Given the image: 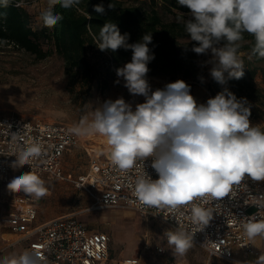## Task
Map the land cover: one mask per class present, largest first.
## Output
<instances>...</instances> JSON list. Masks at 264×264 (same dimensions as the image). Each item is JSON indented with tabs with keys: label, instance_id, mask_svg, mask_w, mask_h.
<instances>
[{
	"label": "clouds",
	"instance_id": "obj_1",
	"mask_svg": "<svg viewBox=\"0 0 264 264\" xmlns=\"http://www.w3.org/2000/svg\"><path fill=\"white\" fill-rule=\"evenodd\" d=\"M81 0H47V7L38 19L44 27H55L63 20L56 12L57 5L64 10L79 7ZM190 11L183 20L184 31L191 42V51L198 55L211 53V77L226 84L224 73L236 80L244 76V61L239 54L244 34L254 38L248 59H264V0H177ZM22 7L23 0H0V8ZM108 9H115L113 3ZM103 15V4L93 5ZM88 20L91 15L84 13ZM184 16V14H182ZM6 13L0 12V17ZM100 51L131 50V61L116 69L123 78L124 87L133 96H143L144 102L132 104L123 97L108 99L91 111L72 131L77 135H99L109 149L112 164L124 174L133 169L142 170L130 185L132 203L146 207L167 208L171 212L192 204V222L196 231L166 230L164 236L174 257H186L193 247V236L203 231L213 219V213L193 203L221 200L243 185L246 178L264 181V130L251 125V105L224 87L214 98L198 104L191 95V86L184 80L167 83L162 89L152 90L147 79L148 64L155 59L148 47L152 34L146 33L140 41L128 43L129 34L121 35L111 20L93 33L91 24L85 25ZM204 83L202 76L198 77ZM115 83L119 84L117 79ZM10 128V126H8ZM43 145L32 141L10 156H15L13 169L29 165L41 156ZM151 159V168L158 179L145 171V161ZM7 189L23 192L39 199L48 194L44 179L35 171L14 177ZM264 207V197L254 200ZM245 236L249 240L264 237V218L256 214L245 218ZM164 249L161 248V251ZM40 252L25 249L19 254L0 257V264H42ZM249 264H264V253Z\"/></svg>",
	"mask_w": 264,
	"mask_h": 264
},
{
	"label": "rangeland",
	"instance_id": "obj_2",
	"mask_svg": "<svg viewBox=\"0 0 264 264\" xmlns=\"http://www.w3.org/2000/svg\"><path fill=\"white\" fill-rule=\"evenodd\" d=\"M125 5L140 0H121ZM142 1V0H141ZM160 2V0H156ZM31 16V26L39 31L45 28L38 19L40 13L47 7V0H29L24 5ZM164 19L173 18L170 12L162 13ZM47 35L49 28L46 27ZM42 49L49 51L43 58H37L12 44L0 42V113H12L22 117H39L46 121H59L76 127L85 119L90 120V113L104 101L123 97L132 104L133 110L137 103H143V96L133 97L123 86V78H118L116 68L110 62L107 51L87 45L85 60L90 65L93 81L88 87L87 79L80 72H73L70 77L64 71V60L55 51L51 41L39 35ZM244 65L250 62L257 67L253 84L260 92L244 96L251 105L249 117L251 125H259L264 130V59L249 60L247 51H240ZM211 59V53L201 55L198 66L204 78H183L149 74L147 79L154 91L163 88L167 83L178 79L191 86V95L198 104L206 103L220 92L210 75L212 64H203ZM124 65V64H123ZM122 65V66H123ZM225 72L224 74H226ZM199 76V77H200ZM119 79L120 83L115 81ZM221 85V84H220ZM224 86V85H223ZM238 98V97H237ZM109 153L103 137L99 135H80V144L73 147L64 157L66 168L74 175L84 172L88 166L87 150ZM48 188V194L37 199L36 221H42L68 212H76L77 216L91 229L102 231L110 237L109 260L107 264H123L126 258L137 257V264H202L206 261V251L193 243L186 257H174L171 246L166 245L163 253H157L153 248L156 244L165 245L164 233L172 230L166 223L139 213L132 207L116 205L99 210L88 209L91 199L84 191L77 189L72 181L41 177ZM25 194L22 191L18 192ZM12 193L0 186V257L20 251V245H12L18 236L6 226L3 217L11 206ZM254 209L249 208L248 212ZM174 231V230H173ZM255 244L264 246V237H256ZM11 243V244H10ZM258 246V245H257ZM264 248V247H262ZM258 257L238 263L215 257L212 264H249Z\"/></svg>",
	"mask_w": 264,
	"mask_h": 264
},
{
	"label": "built area",
	"instance_id": "obj_3",
	"mask_svg": "<svg viewBox=\"0 0 264 264\" xmlns=\"http://www.w3.org/2000/svg\"><path fill=\"white\" fill-rule=\"evenodd\" d=\"M29 0L23 1V5ZM228 73L224 74L226 78ZM10 126V128H8ZM70 124L59 121H46L39 117H22L12 113H0V186L7 189V184L16 176L30 170L41 177L67 179L90 197V210H99L109 206L126 205L139 213L158 219L170 226L172 230L182 229L192 233L197 226L192 222V204L181 207L175 212L167 208L146 207L132 203L130 185L139 171L133 169L127 174L121 173L111 162L109 153L91 150L88 166L80 174L66 171L63 157L73 147L80 144V135L75 134ZM43 145L40 157L32 159L29 165L13 169L11 164L15 156H10L14 149H19L32 141ZM145 171L158 179V174L151 168V159L145 161ZM243 185L234 192L213 204L195 201L193 203L213 213V219L203 230L196 232L193 243L206 251V261L220 257L240 262L248 257H259L264 248L257 249L253 240H249L243 230L245 218L253 214L258 219L264 218V207H259L254 200L264 197V181H252L246 178ZM12 193V192H11ZM11 206L3 221L20 241L27 244L25 249L40 252L42 264H107L109 260L110 237L102 231L91 230L76 212H68L37 222V198L34 196L12 193ZM252 212H248L249 208ZM165 245L156 244L154 250L163 253ZM161 248L164 250L161 251ZM20 252L16 253L19 254ZM137 257L126 258L123 264H137Z\"/></svg>",
	"mask_w": 264,
	"mask_h": 264
},
{
	"label": "trees",
	"instance_id": "obj_4",
	"mask_svg": "<svg viewBox=\"0 0 264 264\" xmlns=\"http://www.w3.org/2000/svg\"><path fill=\"white\" fill-rule=\"evenodd\" d=\"M109 3H113L115 9H108ZM96 4H103L105 8L103 15L93 10V5ZM79 7L84 10L83 13L77 12L74 8L64 10L57 5L55 11L62 13L64 18L55 27L49 28L47 35H45L46 27L39 31L32 28L31 16L24 6L13 5L0 8V12L6 13V16L0 17V42L12 44L34 54L37 58H43L49 51L42 49L38 39L39 35H42L52 42L55 51L63 58L65 73L71 77L73 72H80L81 76L87 79L89 87L93 81V75L89 63L85 60V54L87 45L97 46L85 25L91 24L93 33L98 35L99 27L111 20L118 26L121 35L129 34L128 43L140 41L146 33L152 34V43L148 47L152 50L155 59L148 64L149 74L165 75L171 78L181 76L187 79H197L200 76L198 60L201 55L191 51L195 42H191L184 31L183 20L189 18L190 10L179 5L177 0H160V2L140 0L128 5L121 0H81ZM86 12L92 19H87L84 14ZM165 12L172 13L173 18L164 19L162 13ZM253 45L254 38L245 33L239 52L250 53ZM106 51L116 69L131 61V50L126 51L120 48L115 52ZM254 59L260 60L256 57ZM243 71L244 76L239 80L227 76L224 86L213 78L212 81L220 91L227 87L238 98L260 92V89L253 84L257 67L248 62L244 65Z\"/></svg>",
	"mask_w": 264,
	"mask_h": 264
},
{
	"label": "crops",
	"instance_id": "obj_5",
	"mask_svg": "<svg viewBox=\"0 0 264 264\" xmlns=\"http://www.w3.org/2000/svg\"><path fill=\"white\" fill-rule=\"evenodd\" d=\"M70 152V151H69ZM69 152H67V153H69ZM67 153H65V155L67 154ZM65 155H64V157H65ZM64 157H63V166H64V169L66 170V171H69L67 168H66V165H65V162H64ZM18 239V237L15 239V240H13L11 243H13V242H15L16 240ZM10 243V244H11ZM27 244V241H20V242H18L16 245H20V251L23 249V247L25 246ZM253 244H254V246L257 248V249H261L262 247H264V246H259V244H255V242H254V239H253ZM258 245V246H257ZM19 251V252H20ZM255 256H250V257H248V259H250V258H254ZM256 258V257H255ZM230 261V260H229ZM231 262H234V261H231ZM235 263H238V262H235Z\"/></svg>",
	"mask_w": 264,
	"mask_h": 264
}]
</instances>
